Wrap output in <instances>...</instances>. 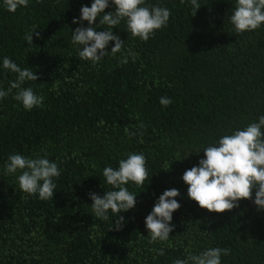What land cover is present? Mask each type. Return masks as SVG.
<instances>
[{
	"label": "trees",
	"instance_id": "16d2710c",
	"mask_svg": "<svg viewBox=\"0 0 264 264\" xmlns=\"http://www.w3.org/2000/svg\"><path fill=\"white\" fill-rule=\"evenodd\" d=\"M109 2L105 12L115 11ZM197 2L195 13L190 0H145L144 7L170 10L167 25L142 41L122 20L113 28L121 52L113 56L110 41L109 54L93 65L71 43L81 26L73 18L93 0H29L15 12L0 0V89L17 77L3 68L7 56L35 72L37 81L22 87L44 98L32 110L14 99L15 89L0 99V264H174L214 247L230 250L221 264H264V210L253 203L255 190L231 210L209 212L188 197L182 179L203 148L264 115V24L237 34L229 19L235 0ZM93 27L106 26L97 17ZM34 29L40 35L29 45L25 34ZM161 97L172 103L162 106ZM129 153L145 156L148 178L143 187L125 185L136 204L120 213L116 230L111 210L107 221L92 215L89 193L113 190L103 169L118 168ZM12 154L58 164L53 199L20 191L21 172L5 171ZM171 188L181 205L174 228L168 241L150 243L145 217Z\"/></svg>",
	"mask_w": 264,
	"mask_h": 264
},
{
	"label": "clouds",
	"instance_id": "9594fccd",
	"mask_svg": "<svg viewBox=\"0 0 264 264\" xmlns=\"http://www.w3.org/2000/svg\"><path fill=\"white\" fill-rule=\"evenodd\" d=\"M145 0H111L115 11L105 12L110 7L109 0H93L91 6L84 5L80 9L79 18H73V23L81 26L72 31L71 43L82 46L78 52L81 60L91 61L93 65L109 54L106 50L110 41L115 44L110 53L115 56L121 52L123 40L113 33L121 21L126 22V30L133 37L147 41L155 30L166 26L170 18V10L166 7H144ZM185 0H181L184 3ZM7 11L15 12L19 7H27L29 0H3ZM196 13L201 6L197 0H190ZM102 14V15H101ZM99 17V25L106 26L103 31H96L93 25ZM234 32L239 34L252 31L264 24V0H235V6L229 16ZM87 21V27L83 22ZM36 29V28H35ZM35 29L25 34V41L33 44V34L39 36ZM135 58V54L129 51ZM127 62L125 57L122 61ZM3 68L16 73L17 77L10 82L5 91L0 89V99L5 98L12 90H17L14 99L22 104L25 110H32L43 104V97L37 95L31 87H22L25 81H37L38 76L30 68H21L7 56L3 58ZM160 103L167 107L172 103L170 98L161 97ZM100 123H103L101 121ZM143 127V125H140ZM264 115L257 122L250 123L242 130H236L231 135L220 137L215 145L203 148L204 157L199 160L198 166L187 169L182 176L189 186L188 197L198 203L202 209L209 212L223 213L238 206L241 199H252L258 210H264ZM129 136L135 135L125 128ZM142 142V141H141ZM146 158L142 153H129L126 159L119 161V167H105L103 180L113 190L105 191L103 196L90 192L93 201L92 215L101 220L109 219V210L116 215L114 226L120 230L125 218L121 212L135 207L136 195L125 187L133 182L143 187L148 178ZM5 171L14 174L20 171L18 186L20 191L28 195H38L40 200L53 199L56 184L53 178L61 174L58 164L45 157L29 158L21 154L9 155L5 164ZM180 195L179 190L171 188L165 190L154 203L151 212L145 217V227L150 237L149 242L168 241L174 225L172 214L181 205L175 199ZM113 227V226H112ZM111 227V228H112ZM110 228V229H111ZM163 255V249L156 250ZM228 248H209L195 255L189 254L186 259H177L174 264H221V256L228 255Z\"/></svg>",
	"mask_w": 264,
	"mask_h": 264
}]
</instances>
